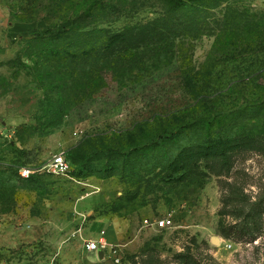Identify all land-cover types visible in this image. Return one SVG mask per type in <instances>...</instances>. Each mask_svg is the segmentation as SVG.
I'll return each mask as SVG.
<instances>
[{"label": "rangeland", "instance_id": "374dc122", "mask_svg": "<svg viewBox=\"0 0 264 264\" xmlns=\"http://www.w3.org/2000/svg\"><path fill=\"white\" fill-rule=\"evenodd\" d=\"M104 2L55 37L72 21L0 0V264H264V0ZM60 153L69 175L45 169Z\"/></svg>", "mask_w": 264, "mask_h": 264}, {"label": "trees", "instance_id": "16d2710c", "mask_svg": "<svg viewBox=\"0 0 264 264\" xmlns=\"http://www.w3.org/2000/svg\"><path fill=\"white\" fill-rule=\"evenodd\" d=\"M17 5L15 8H13L14 18L15 20L19 22H31L35 20V17L39 15L41 11H46L47 16L46 21L51 26H58L64 22L72 21V26L70 29H65L64 31H58L54 32V36H64L66 34L72 35L75 34L77 36L80 35L81 32H83V29L85 26H82V21L88 20V19H95V21L98 20L99 13H102L103 11L110 9L114 12L118 9V7H115L113 3H105V0H15ZM163 4V9L169 15L175 14L177 12H180L181 10L190 7L195 6H201L204 7L203 4L200 2H204L207 0H160ZM107 12V11H106ZM97 16V17H96ZM98 22V21H97ZM88 26V25H86ZM90 26V25H89ZM100 30L104 31V29H98L94 28L92 30L93 33H97ZM166 30V29H165ZM187 29H184L183 31H186ZM226 37L227 44L231 42L232 38L236 39V35L233 36L231 33V29L226 27ZM180 32H178L176 35H179ZM250 34V31H246L245 37H248ZM195 36V35H194ZM122 35H116L111 38V40H107L103 43H101L100 48L103 49V53H112L113 56L118 57V60H121L122 52L123 54H129L131 51H133L132 47L126 48L121 51V47L118 44V42L121 39ZM175 37V35H174ZM196 37V36H195ZM179 38L178 36L175 37ZM121 56V57H120ZM107 57V56H103ZM228 58L232 57V54L227 56ZM192 62V61H191ZM186 65L191 67L192 64L186 62ZM199 72L189 69L188 70V80L186 81V87L188 92L190 93V96H197L200 94V92H208V90H202L200 88V85L198 83L197 77ZM204 96V95H203ZM200 104L192 106L189 108V110L193 111L198 109ZM187 110V111H189Z\"/></svg>", "mask_w": 264, "mask_h": 264}, {"label": "built area", "instance_id": "2783aa9c", "mask_svg": "<svg viewBox=\"0 0 264 264\" xmlns=\"http://www.w3.org/2000/svg\"><path fill=\"white\" fill-rule=\"evenodd\" d=\"M46 171L54 172L57 174L62 175H69L71 171V165L66 160L64 153H60L56 155L51 162H49L46 167ZM34 173L32 169H25L23 171L24 175H29ZM144 224L146 227L149 228H156V229H166L173 226V220L168 217L164 216L161 218H153V219H145ZM86 250L89 252L92 251H104L106 254L108 252H114L115 254L119 251V245L111 244L107 239L100 238V239H89L86 241ZM121 257L116 258V262L120 263Z\"/></svg>", "mask_w": 264, "mask_h": 264}, {"label": "crops", "instance_id": "0c3cea01", "mask_svg": "<svg viewBox=\"0 0 264 264\" xmlns=\"http://www.w3.org/2000/svg\"><path fill=\"white\" fill-rule=\"evenodd\" d=\"M96 252H98V253H97V256H98L99 259H105V257L107 256V254L103 251V252H104V253H103V258H100V253H101V251H96Z\"/></svg>", "mask_w": 264, "mask_h": 264}, {"label": "water", "instance_id": "95a60500", "mask_svg": "<svg viewBox=\"0 0 264 264\" xmlns=\"http://www.w3.org/2000/svg\"><path fill=\"white\" fill-rule=\"evenodd\" d=\"M0 120L3 121V118L1 117ZM103 253H104V252L101 251V253H100V258H103Z\"/></svg>", "mask_w": 264, "mask_h": 264}]
</instances>
